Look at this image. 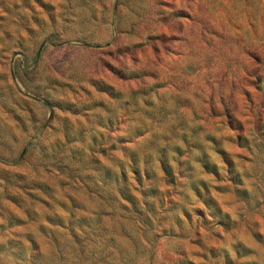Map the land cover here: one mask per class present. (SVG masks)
<instances>
[{"label":"rangeland","instance_id":"obj_1","mask_svg":"<svg viewBox=\"0 0 264 264\" xmlns=\"http://www.w3.org/2000/svg\"><path fill=\"white\" fill-rule=\"evenodd\" d=\"M0 264H264V0H0Z\"/></svg>","mask_w":264,"mask_h":264}]
</instances>
